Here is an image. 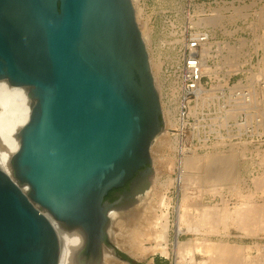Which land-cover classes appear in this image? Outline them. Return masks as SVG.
I'll list each match as a JSON object with an SVG mask.
<instances>
[{
  "label": "water",
  "instance_id": "water-1",
  "mask_svg": "<svg viewBox=\"0 0 264 264\" xmlns=\"http://www.w3.org/2000/svg\"><path fill=\"white\" fill-rule=\"evenodd\" d=\"M1 80L28 89L32 114L13 176L0 168V264H58L49 217L84 239L72 264H132L109 241V214L150 185L164 131L133 0H0ZM137 174L125 200L104 202Z\"/></svg>",
  "mask_w": 264,
  "mask_h": 264
},
{
  "label": "rangeland",
  "instance_id": "rangeland-1",
  "mask_svg": "<svg viewBox=\"0 0 264 264\" xmlns=\"http://www.w3.org/2000/svg\"><path fill=\"white\" fill-rule=\"evenodd\" d=\"M133 3L149 53L164 124V131L152 145L150 185L135 200L150 190L161 194L169 206L166 210L171 215V232L168 257L156 253L137 258L117 249L132 264H175L177 206L188 207L192 215H198L202 208L219 210L222 203L231 212L246 203L264 208V190L258 184L264 178V0ZM205 35L207 41L198 52L201 59L203 50L210 47L206 63L211 73L203 74L200 82L208 93L189 94L182 76L186 45ZM202 98L207 100L204 105ZM201 160L210 161L206 162L208 170L199 169ZM218 173H223L226 183L217 182ZM23 188L29 190L28 185ZM222 228L217 234L185 233L179 240L252 246V259H260L264 264V229L252 234L237 227H231L228 233ZM153 246L154 242L145 243L146 248ZM194 257L193 262L189 258L183 264L207 260L201 253Z\"/></svg>",
  "mask_w": 264,
  "mask_h": 264
},
{
  "label": "bare ground",
  "instance_id": "bare-ground-1",
  "mask_svg": "<svg viewBox=\"0 0 264 264\" xmlns=\"http://www.w3.org/2000/svg\"><path fill=\"white\" fill-rule=\"evenodd\" d=\"M209 49H204L202 52L200 64L198 66L200 75L205 73L209 75V73H211V68L210 66L208 67L206 63L209 56ZM237 70L240 71L239 69ZM195 91L197 95L208 93L200 83ZM206 101L205 98H202V104ZM31 104L32 99L27 88L12 86L6 80L0 81V168L10 176H13L11 167L12 158L16 155L21 146V130L23 126L28 123L32 114ZM244 104L246 105L245 102L243 105ZM194 110L196 109H193V114ZM181 121L182 127L184 128L185 123L183 119ZM183 149L184 148H182V150ZM182 154L184 155V152H182ZM196 160L198 159L196 158ZM206 162L202 163L201 160V165L199 164L200 168H198L208 170ZM223 173L225 174V171ZM223 173H218L216 177L217 182L221 185L226 183L224 175H222ZM229 174H231V171ZM232 178L233 177H231V179ZM260 180H262V182H258V184L260 188L264 190V178H260ZM150 191L143 196L137 197L138 199L135 200L136 206L130 212L119 215L115 211H112L109 214L111 226V228L108 229L109 241L115 248L125 250L132 257L142 258L143 256L156 253L168 257L171 215L166 209L169 206L165 203V198L161 196V194L159 195L154 191ZM223 202L225 201L223 200ZM222 204L224 206L219 210L217 207L202 208L198 215L190 214V212H188V207H183L181 205L177 206V221L175 223L177 238L174 244L175 264H183L186 259L189 258L190 262H193L196 259L194 257L195 254L198 253H201L207 259L199 264H262L260 259H252V251L254 249L252 246L231 245L228 243L213 244L212 242L204 243L203 241L204 244H198V241L189 240L188 242H182L179 240L180 236L185 233L194 234L195 236H200L204 231H206L204 233L217 234L220 233L222 227L227 233L230 231L231 227H237L246 233L252 234H256L259 229H264L263 206H259V204L255 205V203L252 205L246 203L244 205L242 204L243 206L241 205L242 207L237 208L234 212H231L226 207V204ZM190 209H192V207H190ZM49 219L54 225L60 240L61 251L58 264H72V256L83 247V237L78 232H68L64 230L57 221L51 217H49ZM119 219L120 221H118ZM147 241L154 242L155 246L146 248L145 243ZM259 246H257V248H259ZM106 263L127 264L125 261L117 259L109 254H106Z\"/></svg>",
  "mask_w": 264,
  "mask_h": 264
},
{
  "label": "built area",
  "instance_id": "built-area-1",
  "mask_svg": "<svg viewBox=\"0 0 264 264\" xmlns=\"http://www.w3.org/2000/svg\"><path fill=\"white\" fill-rule=\"evenodd\" d=\"M206 41H207L206 36H199L189 40L186 45L182 76H183L185 89L189 94L196 92L195 90L202 79V75H200V71L198 67L201 60L199 58L200 56L198 50L201 47V45Z\"/></svg>",
  "mask_w": 264,
  "mask_h": 264
},
{
  "label": "flooded vegetation",
  "instance_id": "flooded-vegetation-1",
  "mask_svg": "<svg viewBox=\"0 0 264 264\" xmlns=\"http://www.w3.org/2000/svg\"><path fill=\"white\" fill-rule=\"evenodd\" d=\"M139 178H140L139 174H137L132 180L127 182L124 187H121L119 189H115V191L113 192L112 198H107V196L109 195L108 194L105 197L104 202L108 201V202L114 203V202L119 201V200H125L127 198V195L131 193L132 187L134 186V183L136 181H138Z\"/></svg>",
  "mask_w": 264,
  "mask_h": 264
},
{
  "label": "trees",
  "instance_id": "trees-1",
  "mask_svg": "<svg viewBox=\"0 0 264 264\" xmlns=\"http://www.w3.org/2000/svg\"><path fill=\"white\" fill-rule=\"evenodd\" d=\"M115 190H113V191H111L110 193H109V195L107 196V198H112V195H113V192H114ZM159 264V263H158Z\"/></svg>",
  "mask_w": 264,
  "mask_h": 264
}]
</instances>
